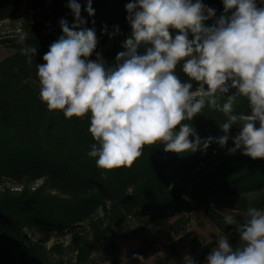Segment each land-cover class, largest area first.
I'll use <instances>...</instances> for the list:
<instances>
[{
	"label": "trees",
	"instance_id": "trees-1",
	"mask_svg": "<svg viewBox=\"0 0 264 264\" xmlns=\"http://www.w3.org/2000/svg\"><path fill=\"white\" fill-rule=\"evenodd\" d=\"M23 1L0 0V21L17 13ZM78 2L82 5L81 15L87 21L84 27L96 32L99 41L96 51L114 64L116 54L125 51L121 46L123 40L131 36L125 9L130 0H93L95 15L91 17L84 11L85 0ZM202 2L216 10V16L204 22L211 26L224 12L222 0ZM28 3L35 19L33 33L39 32L45 23H50L54 30L45 39L27 35L19 45H11L14 53L0 62V184L9 181L24 185L19 192L5 191L0 195V264H51L50 254L58 246L46 249L50 236L82 223L105 203L120 211L122 217L149 211L157 221L189 215L204 207L205 215L216 229L237 246L239 237L235 226L225 224V217L212 206L237 212L233 217L241 223L249 206L264 209V159L253 160L240 151L227 154L228 148L234 147L238 126L231 128L224 148L213 142L206 151L177 154L165 152L162 143L146 145L131 167L99 168L96 158L88 156L91 145L97 143L88 131L90 113L66 118L63 111H49L39 97L37 64L44 63L43 55L63 35L59 21L66 19L69 25L74 23L68 0H30ZM257 6L264 7V2L257 0ZM117 25L120 34L110 39L109 34ZM105 26L108 34L104 33ZM27 47L37 49L31 64L22 54V49ZM139 51L143 53V47ZM91 59H95V54ZM177 75L182 80L188 79L179 66ZM235 91L231 89L229 94ZM226 99L224 96L221 104ZM249 111L247 99L238 96L234 114ZM224 119L221 112L205 106L189 123L203 140L224 135L219 127ZM220 157L223 160L191 190L183 187L200 164ZM39 179L43 183L37 189L30 191L25 186ZM184 219L179 218L171 225L167 221L162 224L176 234L177 225ZM24 229H34L43 235L31 241L24 235ZM91 231V240L73 237L71 248L76 254L72 264L87 263L95 248L102 253L103 260L119 264V249L109 227L93 224ZM216 244L215 236L204 245L193 239L192 246L199 252L193 258L195 264L205 263ZM190 252L194 253L193 247Z\"/></svg>",
	"mask_w": 264,
	"mask_h": 264
},
{
	"label": "clouds",
	"instance_id": "clouds-1",
	"mask_svg": "<svg viewBox=\"0 0 264 264\" xmlns=\"http://www.w3.org/2000/svg\"><path fill=\"white\" fill-rule=\"evenodd\" d=\"M92 2L85 0L90 17ZM222 3L223 14L206 26L216 10L202 0H130L125 9L131 36L113 64L96 51L99 41L93 28L84 27L81 3L68 0L74 23L59 21L63 35L37 64L40 100L66 118L90 113L88 131L97 143L88 156L104 170L131 167L146 145L162 143L165 152L177 154L206 151L213 142L224 148L233 126L239 132L227 154L264 159V7L257 0ZM118 34L117 25L109 38ZM36 51L22 49L29 64ZM178 66L187 80L177 75ZM238 96L247 99L249 113L234 114ZM205 106L224 115V135L202 140L189 123ZM224 222L235 226L238 245L219 236L205 264H264V210L249 206L242 223L231 215Z\"/></svg>",
	"mask_w": 264,
	"mask_h": 264
},
{
	"label": "rangeland",
	"instance_id": "rangeland-1",
	"mask_svg": "<svg viewBox=\"0 0 264 264\" xmlns=\"http://www.w3.org/2000/svg\"><path fill=\"white\" fill-rule=\"evenodd\" d=\"M29 1L24 0L17 13L6 20L0 21V62L14 53L11 45H19L21 43L20 36L22 33H27L31 37L36 36L38 39H45L49 35L48 33L51 32L50 28L43 24L39 32L33 33L35 19L28 10ZM222 160V157L214 158L207 163L200 164L183 187L186 190H191L196 182L201 180L205 174L211 171L213 166ZM42 183L43 180L39 179L25 186L30 191H33L40 187ZM23 186V184L4 181L0 184V195L5 191L10 193L19 192L23 189ZM212 208L224 217L237 214V212L229 209L216 206H212ZM182 217L185 219L183 223L177 225L176 234L173 229L164 227V224H162L163 221H167L171 225ZM93 224L100 225V228L109 227L110 235L114 237L115 244L119 249V264H183L187 261L186 257L193 259L199 255L196 247L192 246L193 239H197L204 245L210 242L213 236L218 240L219 236L226 235L220 233L207 218L204 207L189 215H175L167 220L157 221L154 214L149 211H137L134 214L122 217L120 216V211L112 209L111 204L105 203L104 206L98 207L87 220L71 226L62 233L50 236L51 239L45 244L46 249L49 250L55 245L58 246L50 254V263L72 264L76 254L71 248L73 237H85L91 240V227ZM23 233L31 241H36L43 235V233L34 229H24ZM192 247L194 248V253L190 252ZM137 255L142 257L143 260L135 259L134 257ZM103 258L102 253L95 248L90 259L85 264H110L109 260H103Z\"/></svg>",
	"mask_w": 264,
	"mask_h": 264
},
{
	"label": "built area",
	"instance_id": "built-area-1",
	"mask_svg": "<svg viewBox=\"0 0 264 264\" xmlns=\"http://www.w3.org/2000/svg\"><path fill=\"white\" fill-rule=\"evenodd\" d=\"M44 25L48 26L50 28L51 32L54 30V28L52 27V25L50 23H45ZM50 33H48V34H50Z\"/></svg>",
	"mask_w": 264,
	"mask_h": 264
}]
</instances>
